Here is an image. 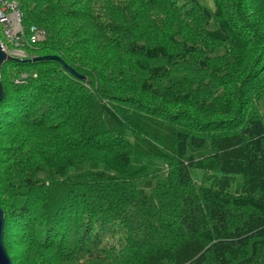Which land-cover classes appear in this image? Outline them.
<instances>
[{"label": "trees", "instance_id": "trees-1", "mask_svg": "<svg viewBox=\"0 0 264 264\" xmlns=\"http://www.w3.org/2000/svg\"><path fill=\"white\" fill-rule=\"evenodd\" d=\"M8 1L44 32L26 53L84 80L2 66L0 138L39 135L0 147L4 239L9 218L51 264H264V0Z\"/></svg>", "mask_w": 264, "mask_h": 264}, {"label": "rangeland", "instance_id": "rangeland-1", "mask_svg": "<svg viewBox=\"0 0 264 264\" xmlns=\"http://www.w3.org/2000/svg\"><path fill=\"white\" fill-rule=\"evenodd\" d=\"M207 7H211L213 4V0H204L203 2ZM29 6H36L39 5L38 2L36 0H29ZM30 11H32V9H29ZM125 25H128V23H125ZM56 57V56H53ZM34 57H31L30 59H32ZM57 58V57H56ZM113 58H115V61L117 62L118 59H120V56H114ZM64 63V62H63ZM118 69V68H117ZM186 70H188L187 68H185ZM128 71H130L128 73L129 78H131L134 82H136L139 78V73H136L134 75H132V73H134L132 69L128 68ZM117 74L118 75H122L123 72L122 70L119 68L117 70ZM203 76H196L194 75V73L191 75V79L192 81H196L195 79H200ZM3 88V86H2ZM110 89V88H109ZM112 91V89H110ZM4 91V90H3ZM2 110V109H1ZM0 110V111H1ZM181 111H187L189 113V116H187V119L190 117V114L192 113L191 109L187 106V107H183L181 109ZM179 113H183V112H179ZM1 119H5L3 117H1ZM0 119V120H1ZM1 131V129H0ZM42 135H44V132H41ZM25 130H19L16 133L12 132L9 135H6L5 137H1L0 140V147L3 150V148L5 150H7L8 152H11L13 149V146L16 147L18 146L19 148L17 150H20V148H23L24 145H21L22 143L19 141L20 139H27L26 144L27 147L34 141L37 139V136H39L38 134L35 136H30L28 138L25 137ZM49 137V136H48ZM50 138V137H49ZM46 140L47 136H46ZM21 145V146H20ZM40 145L42 146L43 144L40 143ZM25 148V147H24ZM25 150V149H24ZM4 151V150H3ZM6 204V200L5 198L2 196L0 197V208L3 210V212L6 211V209L3 207ZM4 222H5V213H4ZM7 233H8V237H6L4 239V246L5 249L7 251V254L9 256V258L13 259V264H51L49 263V261L46 259L47 254L42 252L41 250L38 249H34L29 247L28 249L25 246H17L16 243H10L9 239H11L13 236V240H16V236L14 235V231H16V227L11 226V223L9 222V218L7 219ZM5 225V223H4ZM14 225H16V223L14 222ZM5 236V234H4ZM96 251L92 252V254H88V253H84V252H78L75 254L74 258H71V260L67 263V264H120L118 262H116L115 260L118 261L119 258H114L117 257V253L113 254V257H107L105 258V256H101L100 253H98V255L94 254ZM114 252H118V251H114ZM113 251L111 253H114ZM24 253V256H23ZM22 254V256H21ZM11 256V257H10ZM28 258V259H27ZM124 264V263H122Z\"/></svg>", "mask_w": 264, "mask_h": 264}, {"label": "built area", "instance_id": "built-area-1", "mask_svg": "<svg viewBox=\"0 0 264 264\" xmlns=\"http://www.w3.org/2000/svg\"><path fill=\"white\" fill-rule=\"evenodd\" d=\"M43 39L44 32L34 27L26 38L22 27V13L17 3L0 0V47L8 57L20 61L30 59L26 48Z\"/></svg>", "mask_w": 264, "mask_h": 264}, {"label": "water", "instance_id": "water-1", "mask_svg": "<svg viewBox=\"0 0 264 264\" xmlns=\"http://www.w3.org/2000/svg\"><path fill=\"white\" fill-rule=\"evenodd\" d=\"M43 61H56L61 63V65L64 67V69L70 73L72 76H74L75 78H78L80 80H84V78L78 77L77 74L75 72H73V70H71L69 67H67V65H65L58 57H51V56H47V57H34L32 59H27V60H15L12 59L10 57H8L1 49L0 47V71L2 66L6 63V62H43ZM4 97V91L2 88V84L0 81V103L3 100ZM4 212L3 210L0 208V264H12L11 259L9 258L7 251L5 249L4 246Z\"/></svg>", "mask_w": 264, "mask_h": 264}]
</instances>
